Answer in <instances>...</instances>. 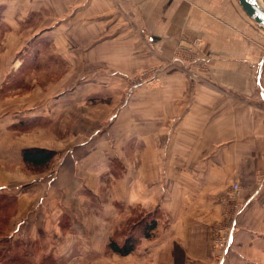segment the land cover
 <instances>
[{"label": "rangeland", "instance_id": "374dc122", "mask_svg": "<svg viewBox=\"0 0 264 264\" xmlns=\"http://www.w3.org/2000/svg\"><path fill=\"white\" fill-rule=\"evenodd\" d=\"M78 21L84 25L75 29L69 17L51 12L50 18L39 16L17 34L0 27V63H5L0 66V186H5L0 189V264H183L177 233L171 234L168 222L167 236L160 241L156 236L160 221L171 217L169 193L178 180L169 177L178 167H187L173 163L172 155L185 153V148L169 144L161 148L164 154L150 148L142 173L139 146L128 145L137 139L135 124L140 117L147 118L148 129L154 131L155 115L162 110L158 104L171 102L160 99L159 93L184 90V83H171L168 77L186 75L199 82L211 73L205 44L199 37L184 36L167 59L155 61L153 51L126 49L127 37L113 34L117 20H98L99 34L91 40L98 44L93 49L85 40L92 38L90 34L74 33L90 31L93 20ZM44 30L49 31L47 37L36 40L33 50L27 48ZM81 39L87 49H79ZM60 45L66 49L58 50ZM161 112L164 136L169 137L171 108ZM86 142L99 145L107 158L108 169L96 179L82 178L70 157ZM32 148L54 151L55 157L45 166L29 165L22 154ZM159 155L163 161L155 163ZM48 174L58 176L50 193L43 182H34ZM236 181L240 192L232 191ZM254 182L251 193L264 186L263 171ZM242 188L241 180H232L221 196L229 199L228 205L208 231L210 243L204 236L201 247L192 234L190 244L184 245L187 252L210 255L208 264L230 261L247 208ZM42 196L44 205L38 204ZM194 206L175 213L202 217L203 211ZM153 220L157 226L146 237L145 227ZM129 237L135 240L131 253L123 255L109 247L110 242L123 244Z\"/></svg>", "mask_w": 264, "mask_h": 264}, {"label": "crops", "instance_id": "0c3cea01", "mask_svg": "<svg viewBox=\"0 0 264 264\" xmlns=\"http://www.w3.org/2000/svg\"><path fill=\"white\" fill-rule=\"evenodd\" d=\"M51 12L69 17L75 29L84 25L78 20L84 17L93 20L90 31L74 32L78 36L90 34L97 38L100 18L117 20L113 34L127 37L126 49L153 51L155 61L167 59L184 36L202 39L211 73L203 75L199 82L186 75H171L169 82L181 81L184 90L179 93L174 88L169 95L163 92L158 95L160 99H171L170 103L165 100L157 106L166 111L171 108L167 129L171 138L164 136L161 110L155 115L154 131L148 129L147 118H139L135 124L137 139L134 137L128 146L136 149L139 146L142 173L146 172L150 148L155 149V154L156 150L164 154L161 148L169 144L185 148V153L172 155L176 158L173 163H186L187 167L181 170L178 167L176 175L169 177L178 180L176 184L172 182L169 193L171 217L160 221L156 236L158 241L167 236L164 227L168 222L166 226H170L172 235L177 233L178 244L186 252L182 251L183 264L209 263L210 255L200 251L193 255L184 245L190 244L192 234L198 236L195 244L204 236L210 241L208 231L229 201L221 196L234 179L241 180L247 208L227 264H264V186L260 191L250 192L257 174L264 172V27L246 14L238 0H0V27L10 28L11 35L17 34L39 16L50 18ZM48 32H38L37 38L32 37L26 47L33 50L31 45L44 40ZM92 39H85L91 48L98 44L91 43ZM79 43V49H83L82 39ZM180 99L186 101L180 103ZM98 146L86 142L81 144L82 150L70 152L84 179L88 176L96 179L108 169L104 151L100 153ZM162 156L155 163H162ZM57 177L48 174L47 183L45 177L34 182H43L48 187L46 193H50L49 186ZM44 196L38 204L44 205ZM193 204L194 210L203 211L202 217L175 213L191 210ZM172 235L171 239H175ZM198 245L202 247V243Z\"/></svg>", "mask_w": 264, "mask_h": 264}, {"label": "trees", "instance_id": "16d2710c", "mask_svg": "<svg viewBox=\"0 0 264 264\" xmlns=\"http://www.w3.org/2000/svg\"><path fill=\"white\" fill-rule=\"evenodd\" d=\"M23 161L32 166H45L50 163V161L55 157V152L42 149V148H32L23 151ZM157 226V221L153 220L148 226L145 227V236L149 237V230L155 229ZM109 247L114 251L123 255L131 253L135 249V240L131 237L127 238L123 244L112 241Z\"/></svg>", "mask_w": 264, "mask_h": 264}, {"label": "water", "instance_id": "95a60500", "mask_svg": "<svg viewBox=\"0 0 264 264\" xmlns=\"http://www.w3.org/2000/svg\"><path fill=\"white\" fill-rule=\"evenodd\" d=\"M246 14L264 27V7L261 0H238Z\"/></svg>", "mask_w": 264, "mask_h": 264}, {"label": "built area", "instance_id": "2783aa9c", "mask_svg": "<svg viewBox=\"0 0 264 264\" xmlns=\"http://www.w3.org/2000/svg\"><path fill=\"white\" fill-rule=\"evenodd\" d=\"M240 190H241V185H240V183H239L238 181L234 182L233 187H232V191H234V192H240ZM246 203H247V202H246ZM246 203H244V205H245ZM234 224H235V222H234ZM232 239H233V234L231 233V234L228 236V238L226 239V243H225L226 248L229 247V245H230ZM226 248H225V250H226Z\"/></svg>", "mask_w": 264, "mask_h": 264}, {"label": "bare ground", "instance_id": "6f19581e", "mask_svg": "<svg viewBox=\"0 0 264 264\" xmlns=\"http://www.w3.org/2000/svg\"><path fill=\"white\" fill-rule=\"evenodd\" d=\"M261 4H262V6L264 7V0H261Z\"/></svg>", "mask_w": 264, "mask_h": 264}]
</instances>
